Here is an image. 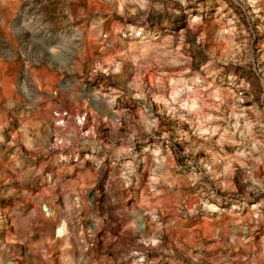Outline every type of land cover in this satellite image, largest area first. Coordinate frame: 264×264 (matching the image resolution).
Returning a JSON list of instances; mask_svg holds the SVG:
<instances>
[{
    "label": "rangeland",
    "instance_id": "374dc122",
    "mask_svg": "<svg viewBox=\"0 0 264 264\" xmlns=\"http://www.w3.org/2000/svg\"><path fill=\"white\" fill-rule=\"evenodd\" d=\"M11 260L264 264V0H0Z\"/></svg>",
    "mask_w": 264,
    "mask_h": 264
},
{
    "label": "built area",
    "instance_id": "2783aa9c",
    "mask_svg": "<svg viewBox=\"0 0 264 264\" xmlns=\"http://www.w3.org/2000/svg\"><path fill=\"white\" fill-rule=\"evenodd\" d=\"M44 212H45L46 215H50L49 210L44 209ZM5 264H20V262L18 260H11V261H9V262H7Z\"/></svg>",
    "mask_w": 264,
    "mask_h": 264
},
{
    "label": "bare ground",
    "instance_id": "6f19581e",
    "mask_svg": "<svg viewBox=\"0 0 264 264\" xmlns=\"http://www.w3.org/2000/svg\"><path fill=\"white\" fill-rule=\"evenodd\" d=\"M255 4V3H254ZM259 19V18H258ZM6 224V223H5ZM5 228V227H4ZM3 230V229H2Z\"/></svg>",
    "mask_w": 264,
    "mask_h": 264
}]
</instances>
